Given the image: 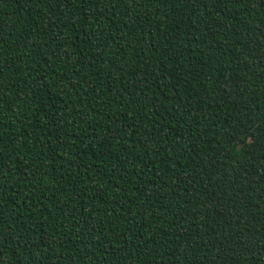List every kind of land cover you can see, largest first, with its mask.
I'll use <instances>...</instances> for the list:
<instances>
[{
	"label": "trees",
	"instance_id": "16d2710c",
	"mask_svg": "<svg viewBox=\"0 0 264 264\" xmlns=\"http://www.w3.org/2000/svg\"><path fill=\"white\" fill-rule=\"evenodd\" d=\"M0 264H264V0H0Z\"/></svg>",
	"mask_w": 264,
	"mask_h": 264
}]
</instances>
